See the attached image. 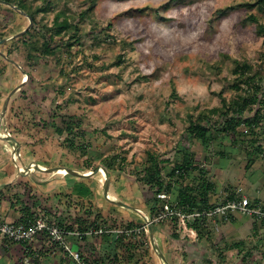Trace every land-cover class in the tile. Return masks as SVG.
Segmentation results:
<instances>
[{"label": "rangeland", "instance_id": "374dc122", "mask_svg": "<svg viewBox=\"0 0 264 264\" xmlns=\"http://www.w3.org/2000/svg\"><path fill=\"white\" fill-rule=\"evenodd\" d=\"M29 1L32 9L44 2ZM245 2L254 0H57L54 9L66 8L69 14L94 5L81 23V39L68 51L58 48L57 57H41L29 67L23 46H16L11 59L32 69L34 79L28 82L23 73H14L0 60L4 70L0 73V110L10 88L25 81L23 92L16 93L19 99L10 104L11 110L7 107L1 128L21 143L27 141L16 156L25 169L40 165L97 173L86 179L51 171L22 174L12 163L15 145L0 140V213L6 210L5 204L18 207L23 201L36 203L37 213L48 222L73 223L91 210L88 217L100 213L111 232L121 221L146 224L139 213L109 202L102 193L105 177L99 166L103 158L113 156L119 170L108 177L109 195L147 217L144 200L150 194L136 179L150 155L157 156L168 169L182 156L193 155L207 170L216 195L234 190L240 197L264 200V162L253 157L248 164L246 151L252 148L219 139L206 147L190 139L186 131L188 114L220 106V92L227 101L231 99V70L236 60L260 62L264 38L257 34L255 24L244 19L249 14H262L257 8L239 6ZM9 8L0 3V33L23 30L28 24L27 17ZM36 19L39 25H50L53 12L38 13ZM261 20L264 22V17ZM39 35L36 31L30 37ZM43 96H47L45 101ZM57 106L64 115L73 116L86 133L82 140L76 139L85 152L76 149L73 154L62 144L65 135L26 123L46 117L49 109ZM85 161L90 162L91 170L84 169ZM231 216L234 222L209 218L212 245L198 239L181 221L176 228L178 239L172 237L170 225L157 222L156 244L169 264H241L245 253L225 251V247L245 240L256 250L250 264H264V225L257 223L258 232L253 234V218ZM96 231L87 242L106 247L114 232ZM145 233L149 240L148 231ZM6 247L0 246V264L31 261L20 245ZM220 251L225 252L223 260ZM44 258L41 264H76L71 257ZM141 262L163 264L151 246Z\"/></svg>", "mask_w": 264, "mask_h": 264}, {"label": "trees", "instance_id": "16d2710c", "mask_svg": "<svg viewBox=\"0 0 264 264\" xmlns=\"http://www.w3.org/2000/svg\"><path fill=\"white\" fill-rule=\"evenodd\" d=\"M17 8V10L29 15L33 20L32 27L26 31L21 37L4 42L0 48H5V51H0V60L4 65L11 67L14 73H21L20 69L7 61L1 54L8 59H11V54L21 44L24 48L25 58L28 67L36 64L39 58L43 57H57L58 48L62 51H68L72 46L79 43L81 39V23L90 16L93 10V4L89 5L86 9L78 14H69L66 8L54 9L58 6L57 0H44L40 6H35L32 9L29 0H3ZM92 1L93 0H89ZM240 7L247 9L257 8L262 16L249 14L244 22H251L255 24L256 32L264 38V22L261 20L264 17V0H254L252 3H240ZM10 11L15 10L9 8ZM16 10V11H17ZM55 10V11H54ZM53 12V19L50 25H39L36 19L38 13ZM223 12V10L221 11ZM28 25V24H27ZM110 26V25H109ZM22 29L7 31L0 33V41L4 38L10 37ZM36 31L39 32V38H31L32 34ZM262 51L259 54V64H252L245 60H236L231 70L233 80L230 89L233 94L230 100L219 93L220 106L211 109L202 110L198 114H188L187 121V134L188 137L194 141H200L206 147L215 140H228L232 145H239L252 148L251 151H246L248 155V164L253 162V157H259L264 162V41L262 42ZM13 61V60H12ZM14 62V61H13ZM21 69L27 74V81L34 79L31 68L18 64ZM0 73H4L3 68H0ZM9 88V85H7ZM12 88H10L9 92ZM23 92V88L20 90ZM20 94H15L9 103L8 110L11 108V103L19 99ZM47 96H43L42 100H46ZM11 110V109H10ZM46 117H39L38 120L29 119L26 123L31 124L32 127L41 129L47 133L53 132L58 136L65 135L62 144L67 147L71 153L75 154L76 149H81L85 152L83 144L78 145L76 139L82 140L86 133L81 130L78 121L73 116H67L61 113L59 107L49 109ZM28 124V125H29ZM18 141V140H17ZM88 143L89 142L85 141ZM24 144H28L27 141ZM23 143L19 142L21 147ZM223 154V153H222ZM225 154V153H224ZM223 154V155H224ZM115 156L110 159L103 158L100 166L108 174L112 176L119 168H116ZM169 163V161H166ZM249 167V165H246ZM86 171L90 169V162L85 161L83 165ZM95 167L94 170H97ZM44 173L43 170H38ZM86 179V178H85ZM138 182L147 186L149 197L144 200V207L148 210V218L153 221L159 216L163 207L168 204L171 209L178 210L180 213L189 216L192 213H202L215 206L225 204L229 200L240 197L234 190L226 193L224 196L216 195V186L208 176L207 170L202 167L201 162L196 161L193 155L182 156L179 161L174 162L169 169L164 165L157 156H149V163L143 169L141 177L136 179ZM166 195L167 200L161 199L158 195ZM215 195V196H213ZM173 196V199L170 197ZM222 197V198H221ZM170 198V199H169ZM253 205H264V200L257 198H250ZM11 208H15L19 212V216L13 222H27L36 217H42L36 211V203L30 205L27 202L21 201L18 207L9 202ZM91 213V210L87 211ZM86 211L85 216H80L73 223H56L48 222L68 231L87 232L89 230H104L111 232V227L107 225L106 221L101 220L100 213L90 218ZM220 220V219H219ZM234 222L233 216L228 219ZM163 224L170 225L172 232L171 235L174 239H178L179 234L176 232L177 225L180 219L177 216L163 219L159 221ZM264 225V220L254 219V233L256 234V224ZM103 224V225H102ZM185 227L195 232L197 238L205 239L206 242L213 244V239L210 231V221L206 216L187 217L184 221ZM145 223L139 220H129L127 222L121 221L118 226L114 225V230L119 231L118 234L111 235V242L106 245L103 257L91 260L89 257L81 256L89 264H141L142 260L149 255L150 245L149 240L145 237L146 233L143 230ZM157 222L151 223V231L154 234L157 230ZM135 232V230H138ZM113 232V231H112ZM111 232V233H112ZM41 241L48 242L49 239L46 235L35 237ZM87 239L83 237L82 240ZM34 242L29 243H13L5 239L0 240V246L7 248L9 244L20 245L31 261L22 262L21 264H39L43 257L37 249L32 245ZM7 244V245H6ZM42 250L40 252L43 251ZM225 251L236 249L239 253L244 252L243 262L247 264L252 261L253 254L256 253L255 246L248 245L245 240L233 241L225 247ZM247 248V249H246ZM5 250V249H4ZM64 255H68L63 249H59ZM248 250V251H246ZM44 253V252H42ZM224 251H220V260H223ZM264 255V251L262 252Z\"/></svg>", "mask_w": 264, "mask_h": 264}, {"label": "built area", "instance_id": "2783aa9c", "mask_svg": "<svg viewBox=\"0 0 264 264\" xmlns=\"http://www.w3.org/2000/svg\"><path fill=\"white\" fill-rule=\"evenodd\" d=\"M159 198L167 200L166 195H158ZM232 214H239L245 217H251L257 220H264V205H253L248 197H237L233 200L227 201L225 204L215 206L208 211L202 213H192L189 216L199 217L201 215L208 218H219L220 220H227ZM172 216L179 217L180 221L184 224L187 217L178 210L171 209L166 204L160 211L159 216L153 219L154 222H159L163 219L170 218ZM148 218V217H147ZM149 222L152 223L148 218ZM144 231H147V223L143 227ZM135 230V232H138ZM193 232L192 230H190ZM114 233L118 234L119 231L114 230ZM98 231L89 230L87 232L68 231L60 228L56 225L48 223L45 217H36L27 222H13L9 221L0 214V240L5 239L13 243H29L35 239V237H41L46 235L49 242L54 244L58 249H63L71 257L76 264H89L87 263L78 251L71 249L69 239L74 238L77 241H81L83 237L94 236ZM194 233V232H193Z\"/></svg>", "mask_w": 264, "mask_h": 264}, {"label": "water", "instance_id": "95a60500", "mask_svg": "<svg viewBox=\"0 0 264 264\" xmlns=\"http://www.w3.org/2000/svg\"><path fill=\"white\" fill-rule=\"evenodd\" d=\"M0 3L1 4H5L9 7H11L12 9L14 10H17V8L9 3H6L4 2L3 0H0ZM19 11V10H17ZM19 13H21L22 15H24L25 17L28 18V25L23 29L21 30L20 32L10 36V37H7V38H4L0 41V45L3 44L4 42H7V41H10V40H13L15 38H18V37H21L22 35H24L26 33V31H28L32 25H33V20L32 18L25 14L24 12L22 11H19ZM7 61L11 62L12 64L16 65L21 73H23L25 75V81L27 79V74L21 69V67L16 64L15 62H13L12 60L8 59L7 57H5L3 54H1ZM21 82L16 88L12 89L5 97V100L2 104V108L0 110V140L2 141H5L7 143H10V144H13L15 145V151L12 155V163L14 165V167L19 171L21 172L22 174H25V175H30L31 173L35 172V170H43V171H51L52 173H60V172H64L65 174H71V175H74V176H77V177H84V178H87L89 176H92V175H95L97 173V171H92V172H88V173H82L80 171H77V170H73V169H69V168H53V169H49V168H45V167H42L40 165H37L36 167H33V166H30L29 168H26V169H23L20 167V165L17 163V154H19V150H20V145H19V142L14 138L12 137L10 134L8 135H5L2 130H1V121H2V117L3 115L5 114L6 112V109L8 107V103L9 101L11 100V98L19 91L21 90V88L23 87L24 85V82ZM99 171L104 175L105 177V181H104V185L102 187V193L105 197V199H107L109 202L117 205V206H120L124 209H128V210H132V211H135L137 213L140 214V216L144 217L146 223H147V231H148V236H149V243H150V246L152 248V250L156 253V255L159 257V259L162 261L163 264H169L165 258V256L161 253L160 249L158 248L157 244H156V241H155V238H154V235L151 231V223L149 222L147 216H145L140 210L136 209L135 207L133 206H130L129 204H126L116 198H112L110 195H109V178H108V174L107 172L104 170V169H99Z\"/></svg>", "mask_w": 264, "mask_h": 264}, {"label": "crops", "instance_id": "0c3cea01", "mask_svg": "<svg viewBox=\"0 0 264 264\" xmlns=\"http://www.w3.org/2000/svg\"><path fill=\"white\" fill-rule=\"evenodd\" d=\"M7 88H8V86H7ZM18 142H20V141H18ZM20 148H21V146H20ZM15 170L18 171L16 168H15ZM1 206H2V204L0 203V212H1ZM4 206H5L6 210L5 211L2 210V214L0 213L3 216V218H5L9 221H13L19 216V212L17 210L14 211L9 205H6V204ZM7 211H10V213H6ZM158 231L159 230L157 229L156 232L153 234L155 240L157 239V236H158L157 234L159 233ZM215 231L216 232L219 231V225L215 226ZM69 241H70L69 243H70V247L72 250L78 251L79 253H82L83 256L89 257L91 260L98 259V257L99 258L103 257V254H105L106 253L105 251H107L105 249V245H103V244L100 245V243L95 244V242H93V243L89 242L88 243L87 239L85 241L81 242V241H77L74 238H71V239H69ZM89 244H91V245H89ZM32 245L35 249L38 250V252L40 254H43V257L39 261V264H41L43 262V259H45L44 258L45 256H47V258H49L50 256H55L56 259H68V258H70L69 255H64L54 244L50 243L49 241L45 242V241H41L40 239H36V240L34 239V242L32 243ZM42 247H44L43 251H42L44 253L40 252L42 250Z\"/></svg>", "mask_w": 264, "mask_h": 264}, {"label": "bare ground", "instance_id": "6f19581e", "mask_svg": "<svg viewBox=\"0 0 264 264\" xmlns=\"http://www.w3.org/2000/svg\"><path fill=\"white\" fill-rule=\"evenodd\" d=\"M1 130H2V128H1ZM5 135H8L7 133H5L4 131H2ZM14 147H16V146H14ZM13 150H14V148H13ZM20 165V164H19ZM20 167L21 168H23V169H25V167H23L22 165H20ZM60 173H64V172H60Z\"/></svg>", "mask_w": 264, "mask_h": 264}]
</instances>
